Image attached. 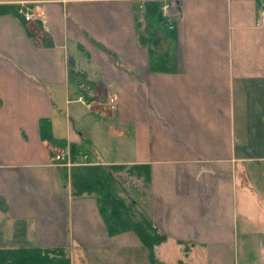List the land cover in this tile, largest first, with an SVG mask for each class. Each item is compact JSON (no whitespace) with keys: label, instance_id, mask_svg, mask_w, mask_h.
<instances>
[{"label":"crops","instance_id":"obj_1","mask_svg":"<svg viewBox=\"0 0 264 264\" xmlns=\"http://www.w3.org/2000/svg\"><path fill=\"white\" fill-rule=\"evenodd\" d=\"M144 1L0 0L13 8L0 9V250L158 264L132 230L108 233L120 198L183 254L178 264H226L236 246L264 264V0H174L172 28L160 9L151 23L175 47L172 72L149 68ZM21 3L41 18L23 21ZM61 149L123 165L118 188L72 195L76 165L54 164Z\"/></svg>","mask_w":264,"mask_h":264},{"label":"trees","instance_id":"obj_2","mask_svg":"<svg viewBox=\"0 0 264 264\" xmlns=\"http://www.w3.org/2000/svg\"><path fill=\"white\" fill-rule=\"evenodd\" d=\"M0 9L12 7L0 6ZM16 12L17 9L14 8ZM160 14L159 0H146L143 3L142 17L145 22L144 34L138 36L139 42L146 45L148 50V62L151 70L172 72L175 70L176 52L169 37L161 33L151 22ZM47 42V41H46ZM73 61L69 60V73L72 74ZM49 130V122L43 121L41 129ZM47 138L52 143L57 140L48 133ZM59 146H63L58 143ZM70 150L76 154L75 144H70ZM137 166H130L127 172L138 175ZM123 165H76L70 169L69 184L72 195L95 194L102 198L109 190H116L119 183L113 172L123 169ZM144 179L148 180V170L143 173ZM102 212L105 209L100 204ZM107 231L115 234L119 231L132 230L140 242L148 250V259L154 262L153 247L167 240V236L159 232L143 215L136 216L132 205H126L120 198H111L108 202V219L106 220ZM0 264H69L67 253L62 248L55 249H19L0 250Z\"/></svg>","mask_w":264,"mask_h":264},{"label":"rangeland","instance_id":"obj_3","mask_svg":"<svg viewBox=\"0 0 264 264\" xmlns=\"http://www.w3.org/2000/svg\"><path fill=\"white\" fill-rule=\"evenodd\" d=\"M162 3H164V0L162 1ZM260 242H263L264 245V237L261 239ZM166 245L167 244H161L154 248V255L158 261V264H178L177 258L179 256L180 258H182L183 254H181L179 250L173 249L172 246H166ZM260 245H262V243ZM259 247L258 250H256V248L253 247L251 252L253 253L254 256L258 257V259L261 262L262 260L260 258L261 253L259 252ZM131 251H134V248H132ZM113 254L114 252H112V255ZM131 254L135 256L134 252H131ZM73 256L74 257L72 260V264H99L98 261H94L90 259V253L87 251L81 253L80 252L74 253ZM112 258L115 259L114 257ZM133 260L134 258L131 259L129 257L128 264L134 263L132 262ZM226 264H249V262L247 263V261L245 260L244 253L240 250L239 246H236L234 252L231 253V258L226 260Z\"/></svg>","mask_w":264,"mask_h":264},{"label":"built area","instance_id":"obj_4","mask_svg":"<svg viewBox=\"0 0 264 264\" xmlns=\"http://www.w3.org/2000/svg\"><path fill=\"white\" fill-rule=\"evenodd\" d=\"M174 0H164V3L161 5V13L163 15V18H165V22L168 26V28H172V25L170 23L169 19V10L170 6L173 4ZM17 13L22 16L23 21L29 22L33 21L35 19L41 18V13L30 8V7H25V3H21L20 7L17 9ZM258 25H263L264 26V2L260 3V9H259V14H258ZM113 99H109V102H112ZM53 161L55 162L54 164L56 165H61L65 167H71L74 165H84L87 164L86 158L87 155L86 153H83L81 155V160L79 159H74V156L70 152L69 149H61L58 151H55L53 154Z\"/></svg>","mask_w":264,"mask_h":264}]
</instances>
